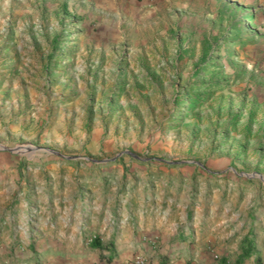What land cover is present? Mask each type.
Listing matches in <instances>:
<instances>
[{
    "label": "rangeland",
    "instance_id": "rangeland-1",
    "mask_svg": "<svg viewBox=\"0 0 264 264\" xmlns=\"http://www.w3.org/2000/svg\"><path fill=\"white\" fill-rule=\"evenodd\" d=\"M92 177L264 258L259 0H0V264L81 257L56 207Z\"/></svg>",
    "mask_w": 264,
    "mask_h": 264
},
{
    "label": "crops",
    "instance_id": "crops-1",
    "mask_svg": "<svg viewBox=\"0 0 264 264\" xmlns=\"http://www.w3.org/2000/svg\"><path fill=\"white\" fill-rule=\"evenodd\" d=\"M259 1L264 5V0ZM91 176H96L99 181L100 175L96 172ZM96 180L93 179V185L87 187L88 191L86 189L76 194L80 200L76 204L79 212L76 211L73 218L70 203L63 206L62 210L56 207L63 226L67 223L65 216L70 214L69 228L62 227L54 237L77 241L74 254L81 257L71 261V264H123L139 255L149 257V264H222L218 260L212 263L208 255L227 253L235 256L234 264H254L255 256H259L264 264V258L247 230L233 240L231 236L234 237L236 229L231 224L225 223L221 227L213 223L225 231L224 235L218 232L215 236L209 235L203 239V229L197 218L182 212L174 216L170 208L147 198L135 197L134 194L118 200V188L113 187L108 191L100 182L95 183ZM58 191L60 195L61 191ZM72 194L69 191L70 200L74 199ZM63 196H67V192ZM85 199H91V203L84 204ZM92 236L94 238L89 240ZM232 241H235L234 244ZM230 248L233 251H228ZM62 250L59 249V254L63 253ZM248 256H253L249 258L251 263L247 260ZM61 259L58 264L62 263Z\"/></svg>",
    "mask_w": 264,
    "mask_h": 264
},
{
    "label": "built area",
    "instance_id": "built-area-1",
    "mask_svg": "<svg viewBox=\"0 0 264 264\" xmlns=\"http://www.w3.org/2000/svg\"><path fill=\"white\" fill-rule=\"evenodd\" d=\"M94 236L90 237L89 240L93 239ZM123 264H149L148 260L141 258V257H134L130 259L129 261L123 263Z\"/></svg>",
    "mask_w": 264,
    "mask_h": 264
},
{
    "label": "trees",
    "instance_id": "trees-1",
    "mask_svg": "<svg viewBox=\"0 0 264 264\" xmlns=\"http://www.w3.org/2000/svg\"><path fill=\"white\" fill-rule=\"evenodd\" d=\"M93 242H94V241H93ZM94 246H95V243H94ZM254 264H262V263H261V259H260L259 256H255V258H254Z\"/></svg>",
    "mask_w": 264,
    "mask_h": 264
}]
</instances>
